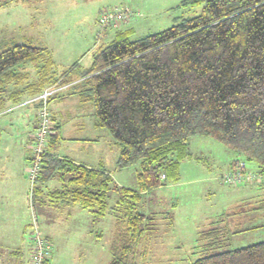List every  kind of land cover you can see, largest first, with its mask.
<instances>
[{
  "label": "trees",
  "instance_id": "16d2710c",
  "mask_svg": "<svg viewBox=\"0 0 264 264\" xmlns=\"http://www.w3.org/2000/svg\"><path fill=\"white\" fill-rule=\"evenodd\" d=\"M183 3L203 5L202 10L138 38L122 30L99 46L90 66L80 70L83 79L77 86L78 96L92 102L97 124L119 144L118 167L139 165L136 185H119L104 167L59 156L61 136L56 123V132L42 154L33 190L36 217L40 205L48 202L76 204L96 218L113 213L116 234L110 264H137L138 255L144 254L141 247L151 217L137 207L144 193L179 176L180 161L190 158L193 136L214 137L257 163L264 173V0ZM26 62L38 63L44 70L37 85L30 87L31 95L71 72L52 78L47 75L54 63L48 49L31 42L17 43L0 51L1 87ZM1 99L0 111L5 108ZM37 112L39 120V107ZM55 180L59 186L48 189ZM223 219L200 231L199 239L210 241L190 264H264V240L207 251L214 245L224 246L231 233L250 229L232 231L227 223L221 224ZM49 262L48 257L43 264Z\"/></svg>",
  "mask_w": 264,
  "mask_h": 264
},
{
  "label": "rangeland",
  "instance_id": "374dc122",
  "mask_svg": "<svg viewBox=\"0 0 264 264\" xmlns=\"http://www.w3.org/2000/svg\"><path fill=\"white\" fill-rule=\"evenodd\" d=\"M78 1V21H73L70 24L72 29L67 30L78 32L79 36L85 37V40L91 33L90 26L94 25V30L95 27L97 30L94 31L95 38L91 35L93 44L88 43L84 49L85 61L91 59L92 53H89V49L98 42L101 27L99 23L96 26L95 18L99 10L103 8L129 7L134 15L120 21L116 26L106 27L104 32H108L111 28H129L133 25L129 22L140 17L139 23L134 22L136 25L133 31L127 29L131 38H138L146 33L167 28L181 18L197 15L203 6L184 4V0ZM12 5L15 4L0 9V51L14 44L27 42L25 38L30 31V27L16 24L13 17L16 11L21 9L11 7ZM56 6L59 7V3L53 5V7ZM75 15L77 14L72 13V17H76ZM65 25L67 24H61V26ZM50 26L60 27L56 21L50 23ZM114 35L112 31L105 38L99 39V42L105 45L114 38ZM29 96L32 95L30 93L19 94L16 99L5 102L4 106L7 111L0 115V128H5L0 130V160L6 157H16L19 145L22 154L26 152L32 155L33 153V141L29 149H26L27 143H25L26 133L35 129L30 127V124L35 118L36 110L24 101ZM20 101L25 103L15 105V102ZM49 104L50 108L55 109L61 122V134L66 138L64 140L65 154L71 150L73 153L79 151V156H83L89 152L80 148L76 144L77 141H87V139L96 141L97 139L100 153H108L105 161L107 167L113 172L115 181L128 187L135 186L136 170L139 165L134 164L122 169L118 167L119 144L105 127L97 124L92 102H85L74 96L70 100L53 97L50 98ZM92 149L90 148V153ZM189 151L190 158L187 157L180 161L179 176L175 179L169 178L167 183L144 193L137 207L138 211L151 217L141 247L144 254L138 255L137 264H190L194 262L202 255L206 246L203 244L210 241V238L199 239L200 231L218 225L216 221L222 217L224 219L221 224L227 223L232 231L250 229L231 233L224 246L223 244L220 247L214 245L207 251L217 252L264 240V204H262L264 173L259 170L257 163L247 161L243 154L235 152L208 135L193 136ZM235 162L238 163L236 166ZM28 164L29 161L27 166L25 165L26 168ZM234 174H240L242 180L230 181V175ZM26 177L30 187L28 176ZM5 201L7 200L0 199V258L7 256L6 251L10 249L8 246L14 235L24 253L20 261H27L30 257L29 248L33 233L31 210L29 209L30 215L28 216L27 213L20 216L14 215L12 214V201L7 204ZM253 205L256 208L250 209ZM227 212H230L229 216ZM38 213L40 218L37 217V222L42 236L47 237L45 234L49 233L53 240L51 242L49 239L51 242L49 264H110L112 262L111 248L116 234V217L113 213L96 218L87 210H82L80 215L79 212L73 211L71 216L61 214L54 216L52 220L46 218V214L40 211ZM20 222L21 225H19ZM29 262L32 264L31 258Z\"/></svg>",
  "mask_w": 264,
  "mask_h": 264
},
{
  "label": "crops",
  "instance_id": "0c3cea01",
  "mask_svg": "<svg viewBox=\"0 0 264 264\" xmlns=\"http://www.w3.org/2000/svg\"><path fill=\"white\" fill-rule=\"evenodd\" d=\"M54 3V4H53ZM56 3H59V7H53V5H56ZM11 4V7L20 8L21 10L16 11L14 14L13 19L15 22H17V25H25V27H30V31L27 34V37L25 38L27 42H31L37 46L45 47L50 52V55L53 59V65L51 67L50 73L47 75H50L52 78L58 77L60 73H63L64 71L69 72L68 75H65L66 77L64 80H61V77H59L58 83V91L54 93L51 98L56 97L62 100H70L73 99L74 96L79 97L77 93L78 89V83L83 79V77L80 75V70L85 69L90 66L93 58V53L95 50L98 49L99 46H101L103 43L99 42V39L105 38L106 35L108 36V33L111 34L113 31L115 33V36L118 34V32L122 30H130L133 31L135 29L134 25H136L134 22L139 23L141 19L140 17H136L133 21H130L129 23L133 24L129 28L121 29H108V32H103L105 35L102 36L99 32V39L96 44L94 43V46H92L89 49V53L91 54V59L86 60V56H84L85 52L84 49L88 43H92V37L95 38V30L94 25L90 26V34L88 39H84L85 37L79 36L78 32H72L68 31L67 29H72L71 23L73 21L77 22L79 13H78V6L79 1L78 0H11V1H0V9L7 7ZM20 4V5H19ZM136 8V6H135ZM137 8H140V6H137ZM58 10V11H57ZM99 13L95 18L96 26L98 25V17ZM72 13H76V17H72ZM94 17V16H93ZM13 19H7L9 21H12ZM54 21L58 22L60 27H54L50 26V23H53ZM67 24L65 26H61V24ZM69 24V25H68ZM8 27V26H7ZM97 31V30H96ZM83 39V41L81 40ZM88 41V42H87ZM80 44H84L80 45ZM74 65H76L74 67ZM39 64L35 62H26L16 69V73L14 74L12 80H10L5 87H1L0 89L3 90L1 92V101L2 103L7 102L10 99H16L18 95L24 94L30 92V87L37 85L38 80L43 76L41 73H43V69L39 68ZM72 67L74 68L72 70ZM46 69V68H45ZM48 69V68H47ZM46 69V72L48 70ZM35 95L29 96L24 101L27 105H32L35 112V118L34 120H31L30 127L35 128L38 122V112L37 108L39 107V102L34 100ZM20 102H15L16 104H24ZM20 104V105H21ZM52 110V116L54 122L60 126V142L59 147L56 151V153L61 157H67L75 162L91 166V167H104L108 169L112 176L113 172L107 167L105 159L108 158V153L102 152L100 153L98 149V140L96 141H90L87 139V141H77L76 144L80 146V148H83L85 152H89L87 154H81L83 156H79V151L77 153H73L71 150L69 152H66V143H64V140L66 139L65 136H63L62 128H61V122L59 121V116L57 112H55V109L51 108ZM6 108L0 111V115L5 114ZM8 128V127H7ZM5 128H0V130H4ZM34 131V129H33ZM33 131L26 133V142L27 146L26 149H29L31 142L33 141ZM20 133V132H19ZM31 133V134H30ZM74 139V138H72ZM78 139V138H75ZM89 140V141H88ZM84 144V145H82ZM93 146V147H91ZM119 146V145H118ZM90 148L92 149V153H90ZM120 151V146H119ZM118 151V153H119ZM16 157H6L0 160V199H5L8 202H11L12 205V214H18V216L23 215L24 213H27V216L30 215V204L28 199V190H29V184L26 177V167L25 165L30 162L31 154H22L20 151V145H19V152L17 153ZM77 154V156H76ZM27 166V165H26ZM121 185V184H119ZM136 185V184H135ZM59 186L58 181H52L48 187V189H54ZM124 186V185H123ZM253 198V197H252ZM4 203V202H3ZM10 206V204H8ZM9 209V208H8ZM7 209V210H8ZM31 210V209H30ZM82 210H85L81 208L79 205L76 204H69L66 202H48L45 203V205H40L38 212H42V214H46V218L53 219L54 216L57 217V215L65 214L67 216H71L73 214V211L79 212L80 215ZM5 212V211H4ZM29 212V213H28ZM9 214V212H8ZM39 217V216H38ZM40 218V217H39ZM21 219H19L20 221ZM22 221V220H21ZM23 222V221H22ZM21 225V222L20 224ZM28 225V224H27ZM26 225V226H27ZM13 235V234H12ZM50 241L52 242V236L51 234L47 233L45 234ZM7 246V244H4ZM31 246V244H30ZM8 248H10L8 251H6V257L0 258V264H22V262L30 263V257L27 259V261L20 259H23L24 253L19 246L18 242L15 239V236L13 235V239L10 241ZM30 250V248H29Z\"/></svg>",
  "mask_w": 264,
  "mask_h": 264
},
{
  "label": "built area",
  "instance_id": "2783aa9c",
  "mask_svg": "<svg viewBox=\"0 0 264 264\" xmlns=\"http://www.w3.org/2000/svg\"><path fill=\"white\" fill-rule=\"evenodd\" d=\"M131 15H134V13L129 7L103 8L98 19V23L101 27L100 32H104L106 27L116 26L120 21L128 19ZM57 91L58 87L56 84L50 85L34 97V100L39 102V120L33 131L32 159L26 168V174L30 183L28 199L31 204V225H33L30 246V258L32 264H43L44 260L49 257L51 251V242L46 237L42 236L38 227L37 217L33 206V190L38 177L42 154L48 149L49 138L56 132L55 124L50 119L52 113L49 101L51 96Z\"/></svg>",
  "mask_w": 264,
  "mask_h": 264
},
{
  "label": "bare ground",
  "instance_id": "6f19581e",
  "mask_svg": "<svg viewBox=\"0 0 264 264\" xmlns=\"http://www.w3.org/2000/svg\"><path fill=\"white\" fill-rule=\"evenodd\" d=\"M103 33V32H102ZM101 34V33H100ZM50 119H51V117H50ZM241 178V176H240V174H238V175H236V176H234V177H231L230 178V181H236V180H238V179H240Z\"/></svg>",
  "mask_w": 264,
  "mask_h": 264
}]
</instances>
